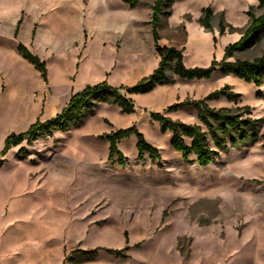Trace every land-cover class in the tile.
<instances>
[{"label": "rangeland", "instance_id": "obj_1", "mask_svg": "<svg viewBox=\"0 0 264 264\" xmlns=\"http://www.w3.org/2000/svg\"><path fill=\"white\" fill-rule=\"evenodd\" d=\"M153 3L140 0L131 8L124 0H0V264H264V84L218 68L210 78L174 76L150 92L127 94L126 87L159 64ZM206 6L213 11L211 28L200 23ZM250 9L262 11L258 0L164 4L159 43L182 49L187 67H206L241 37ZM257 35L229 60L261 55L264 33ZM20 41L45 60L47 80L18 51ZM102 80L123 85L135 111L99 102L81 123L32 142L25 138L4 152L12 133L44 122L71 94ZM224 85L240 97L208 104L249 105L262 119L260 138L206 165L194 155L184 159L152 113L200 123L194 102ZM185 100L193 103L168 110ZM131 125L159 148V157L140 158L131 135L118 142L124 163L109 158L105 136ZM108 248H124L127 256ZM80 249L99 254L71 261Z\"/></svg>", "mask_w": 264, "mask_h": 264}, {"label": "trees", "instance_id": "obj_2", "mask_svg": "<svg viewBox=\"0 0 264 264\" xmlns=\"http://www.w3.org/2000/svg\"><path fill=\"white\" fill-rule=\"evenodd\" d=\"M131 8L135 7L140 0H124ZM176 0H154L152 5L151 28L154 47L159 56L158 67L149 76L144 77L136 84L126 87L127 94L146 93L152 91L157 85L173 83L174 76L186 79L210 78L220 68L223 73H232L245 82L253 83L256 86L264 84V50L261 55L253 59L235 58V53L251 46L259 39L260 32L264 33V0H258V7L262 10L255 14L251 9L247 11L251 21L244 30L241 37L226 47L225 56L222 60L214 58L206 67H187L183 60V50L175 46L161 45L159 32L160 14L163 12L164 4H171ZM203 15L200 23L205 28H211L213 11L210 6L202 9ZM170 14L169 11H164ZM21 20H18L15 35L18 34ZM231 27V26H230ZM232 28V27H231ZM220 32H225V24L220 22ZM22 56L31 62L40 71L44 80H47V65L44 59L32 52L23 42L17 45ZM169 70L172 75L169 74ZM123 85L114 86L108 80L95 83H88L82 89L70 95L68 102L54 116L44 122H36L28 130L21 133H12L6 139V152L12 144L18 143L25 138L29 141L37 140L40 137L52 135L57 130H67L72 125L82 122L84 117L94 109L99 102L117 104L125 113H133L135 105L131 97L122 91ZM259 90L257 96H261ZM225 97L229 101H235L240 97L239 92L233 91L229 85L215 89L208 93L202 100L195 101L200 123H188L174 120L170 116L159 112H153L152 116L161 124V131H171L170 143L172 147L181 153L184 159L189 156H196L201 165L209 164L218 157L221 152H226L230 147L244 145L247 141H254L260 138L261 118L254 117L252 107L244 105L234 109L231 106L214 107L208 104L209 100ZM193 101L185 100L168 107L169 111L192 104ZM135 135L137 138L136 147L138 156L143 158L147 153L151 157H159V148L150 143L136 125L119 128L107 133L105 136L109 141V158L118 157L124 163V155L118 147L122 138ZM124 248H129L126 245ZM124 248H108L109 253L125 258L127 254ZM98 251L78 250L70 258L71 261L93 260L98 256Z\"/></svg>", "mask_w": 264, "mask_h": 264}]
</instances>
